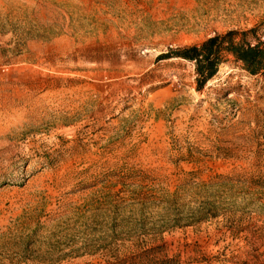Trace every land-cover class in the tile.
<instances>
[{"label": "rangeland", "instance_id": "rangeland-1", "mask_svg": "<svg viewBox=\"0 0 264 264\" xmlns=\"http://www.w3.org/2000/svg\"><path fill=\"white\" fill-rule=\"evenodd\" d=\"M264 0H0V264H264V70L165 59Z\"/></svg>", "mask_w": 264, "mask_h": 264}, {"label": "trees", "instance_id": "trees-1", "mask_svg": "<svg viewBox=\"0 0 264 264\" xmlns=\"http://www.w3.org/2000/svg\"><path fill=\"white\" fill-rule=\"evenodd\" d=\"M244 33L229 31L216 35L198 46H191L176 52L165 59L179 58L194 64L196 74V90L200 91L216 75L220 65L232 57L240 63L249 75H259L264 70V42L251 46L236 41Z\"/></svg>", "mask_w": 264, "mask_h": 264}]
</instances>
